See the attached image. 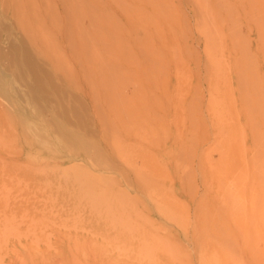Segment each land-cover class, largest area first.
<instances>
[{
  "label": "rangeland",
  "instance_id": "rangeland-1",
  "mask_svg": "<svg viewBox=\"0 0 264 264\" xmlns=\"http://www.w3.org/2000/svg\"><path fill=\"white\" fill-rule=\"evenodd\" d=\"M0 264H264V0H0Z\"/></svg>",
  "mask_w": 264,
  "mask_h": 264
}]
</instances>
